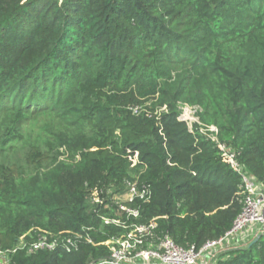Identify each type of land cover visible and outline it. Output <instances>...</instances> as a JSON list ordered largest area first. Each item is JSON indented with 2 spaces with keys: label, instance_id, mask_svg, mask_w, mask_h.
<instances>
[{
  "label": "trees",
  "instance_id": "1",
  "mask_svg": "<svg viewBox=\"0 0 264 264\" xmlns=\"http://www.w3.org/2000/svg\"><path fill=\"white\" fill-rule=\"evenodd\" d=\"M200 125L264 185V0H0V248L59 241L8 264L107 258L131 222L155 223L146 244L223 236L242 178ZM131 181L150 192L127 219L112 197ZM76 234L92 242L65 251ZM211 264H264V233Z\"/></svg>",
  "mask_w": 264,
  "mask_h": 264
},
{
  "label": "built area",
  "instance_id": "2",
  "mask_svg": "<svg viewBox=\"0 0 264 264\" xmlns=\"http://www.w3.org/2000/svg\"><path fill=\"white\" fill-rule=\"evenodd\" d=\"M180 106L181 104L179 108ZM183 106L188 107L186 104H183ZM194 108L196 115L197 107ZM179 119L182 120L180 117ZM196 121L198 122V117ZM199 130L215 142L223 160L229 163L233 169L237 170L242 178V193L244 194L242 208L232 223L231 228L223 236L215 240L206 241L199 248L195 246L183 248L175 244L167 235L159 238L154 244H146L148 238L152 236L151 229L155 227L154 222L148 225L131 222L127 228L125 221H122L116 215L102 216L101 222L104 225L113 224L125 229L127 228L128 231L120 236H111L104 242L108 245L109 249V256L107 258L90 261L88 264H211L214 258L221 252L240 248L246 245V242L254 236L264 233V185L253 176L242 171L236 161L235 152L217 141L214 134L216 132L214 126L210 125L207 128H203L200 125ZM133 165H135V159L131 163V166ZM149 192L147 186H139L136 181H131L127 183V189L122 195L114 196L112 199L115 200L119 211L127 219L129 217L136 218L138 210L130 207L128 204L135 199L146 201ZM93 201L95 203H102V200L96 195L93 197ZM254 225L258 226L257 235L255 231H250V227L252 226L253 228ZM82 241L87 243L92 242L88 235L76 234L75 238H63L61 246L65 251L69 252L76 249ZM58 244L59 241L56 236L48 240L45 235H42L31 243H27L20 237L12 249L3 250L0 248V264H8L9 256L19 248L25 247L27 252L39 249L52 250Z\"/></svg>",
  "mask_w": 264,
  "mask_h": 264
},
{
  "label": "rangeland",
  "instance_id": "3",
  "mask_svg": "<svg viewBox=\"0 0 264 264\" xmlns=\"http://www.w3.org/2000/svg\"><path fill=\"white\" fill-rule=\"evenodd\" d=\"M179 117L182 120H185V122L187 123L188 127H190V128L192 127V125L195 122H197L196 121L197 117L195 115V108L194 107H190V106L185 107V106H183V104H181V106L179 108Z\"/></svg>",
  "mask_w": 264,
  "mask_h": 264
},
{
  "label": "crops",
  "instance_id": "4",
  "mask_svg": "<svg viewBox=\"0 0 264 264\" xmlns=\"http://www.w3.org/2000/svg\"><path fill=\"white\" fill-rule=\"evenodd\" d=\"M257 228L258 226L257 225H254L253 228L252 226L250 227V231H255L256 232V235H257ZM256 236H254L252 239H250L248 242H246V244H249ZM250 238V237H249Z\"/></svg>",
  "mask_w": 264,
  "mask_h": 264
},
{
  "label": "water",
  "instance_id": "5",
  "mask_svg": "<svg viewBox=\"0 0 264 264\" xmlns=\"http://www.w3.org/2000/svg\"><path fill=\"white\" fill-rule=\"evenodd\" d=\"M259 237V235H257L250 243H249V245L251 244V243H253V242H255L256 240H257V238Z\"/></svg>",
  "mask_w": 264,
  "mask_h": 264
}]
</instances>
